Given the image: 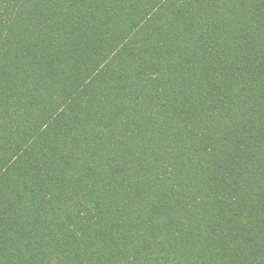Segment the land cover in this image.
<instances>
[{"label":"trees","instance_id":"trees-1","mask_svg":"<svg viewBox=\"0 0 264 264\" xmlns=\"http://www.w3.org/2000/svg\"><path fill=\"white\" fill-rule=\"evenodd\" d=\"M0 264H264V0H0Z\"/></svg>","mask_w":264,"mask_h":264}]
</instances>
